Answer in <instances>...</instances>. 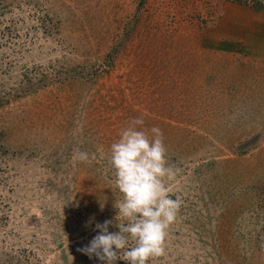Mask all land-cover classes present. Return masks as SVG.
<instances>
[{
  "label": "rangeland",
  "instance_id": "rangeland-1",
  "mask_svg": "<svg viewBox=\"0 0 264 264\" xmlns=\"http://www.w3.org/2000/svg\"><path fill=\"white\" fill-rule=\"evenodd\" d=\"M133 118L182 201L148 264H264V0H0V264H103Z\"/></svg>",
  "mask_w": 264,
  "mask_h": 264
},
{
  "label": "clouds",
  "instance_id": "clouds-1",
  "mask_svg": "<svg viewBox=\"0 0 264 264\" xmlns=\"http://www.w3.org/2000/svg\"><path fill=\"white\" fill-rule=\"evenodd\" d=\"M143 125L142 118H133L110 146L109 164L122 195L114 204L118 231L109 232L111 220L96 223L98 234L87 246L77 249L103 264L117 260L148 264L164 256L168 230L182 206L180 199L171 198L165 183L174 178L176 170L169 165L162 130L155 126L145 129ZM74 152L77 161L91 164L87 151L77 148Z\"/></svg>",
  "mask_w": 264,
  "mask_h": 264
}]
</instances>
